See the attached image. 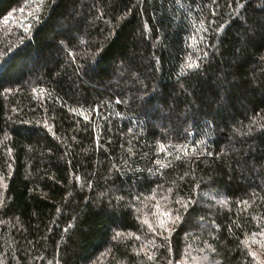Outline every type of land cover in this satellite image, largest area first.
Instances as JSON below:
<instances>
[{"label": "trees", "instance_id": "obj_1", "mask_svg": "<svg viewBox=\"0 0 264 264\" xmlns=\"http://www.w3.org/2000/svg\"><path fill=\"white\" fill-rule=\"evenodd\" d=\"M0 264H264V0H0Z\"/></svg>", "mask_w": 264, "mask_h": 264}, {"label": "snow or ice", "instance_id": "obj_2", "mask_svg": "<svg viewBox=\"0 0 264 264\" xmlns=\"http://www.w3.org/2000/svg\"><path fill=\"white\" fill-rule=\"evenodd\" d=\"M189 67L191 68L192 66L191 65H189ZM77 179H79V178H77ZM170 215V214H169ZM181 219V217H179V216H176L175 217V220L176 221H179ZM161 226H163V222H162V225ZM166 231L168 230V229H165ZM119 235V234H118ZM254 255V254H253Z\"/></svg>", "mask_w": 264, "mask_h": 264}]
</instances>
